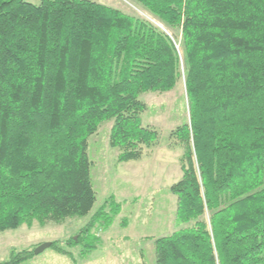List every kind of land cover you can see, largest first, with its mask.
I'll use <instances>...</instances> for the list:
<instances>
[{
    "label": "trees",
    "instance_id": "16d2710c",
    "mask_svg": "<svg viewBox=\"0 0 264 264\" xmlns=\"http://www.w3.org/2000/svg\"><path fill=\"white\" fill-rule=\"evenodd\" d=\"M134 1L179 43L97 0H0V232L88 215V138L111 122L117 162L140 160L159 133L139 97L183 76L189 121L171 132L183 154L169 191L187 226L154 240L155 264H264V0ZM121 208L109 197L69 244L95 251L91 227Z\"/></svg>",
    "mask_w": 264,
    "mask_h": 264
},
{
    "label": "rangeland",
    "instance_id": "374dc122",
    "mask_svg": "<svg viewBox=\"0 0 264 264\" xmlns=\"http://www.w3.org/2000/svg\"><path fill=\"white\" fill-rule=\"evenodd\" d=\"M97 2L152 24L179 43L177 31L167 29L134 0ZM176 49L180 52L178 45ZM180 70L183 72L182 64ZM139 100L146 106L141 115L142 125L157 130L158 143L145 149L140 160L118 163L117 149L109 146L112 123H102L97 133L88 138L87 155L92 164L90 176L96 195L90 213L85 217L66 218L61 223L48 222L41 226L33 222L30 226L0 232V262L7 260L12 252H33L40 244L57 242L71 256L59 254L50 247L33 254L22 264H155L154 240L187 226L177 224V198L169 191L182 176L183 148L171 132L189 121L184 77L171 91L144 93ZM111 196L122 204L121 212L107 230L94 223L90 233L98 236L100 243L95 251L83 256V246L69 242L72 238L78 240L79 232L88 227ZM207 218L205 214L204 219ZM123 222H126L124 227Z\"/></svg>",
    "mask_w": 264,
    "mask_h": 264
},
{
    "label": "water",
    "instance_id": "95a60500",
    "mask_svg": "<svg viewBox=\"0 0 264 264\" xmlns=\"http://www.w3.org/2000/svg\"><path fill=\"white\" fill-rule=\"evenodd\" d=\"M51 245H52L51 242H45V243H43V244H40L39 246H37V247L35 248V250L33 251V253H34L35 255H38V254H40L41 252H43L45 249L50 248Z\"/></svg>",
    "mask_w": 264,
    "mask_h": 264
}]
</instances>
